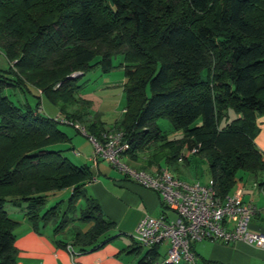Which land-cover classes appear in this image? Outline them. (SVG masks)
<instances>
[{
  "label": "trees",
  "instance_id": "obj_1",
  "mask_svg": "<svg viewBox=\"0 0 264 264\" xmlns=\"http://www.w3.org/2000/svg\"><path fill=\"white\" fill-rule=\"evenodd\" d=\"M0 49L8 62L0 70V264H14L16 255L17 222L6 200L24 204L35 232L52 223L53 242L79 252L103 246L113 226L86 192L91 166L53 147L70 140L58 121L39 112L38 101L14 104L4 88H35L64 120L84 124L88 137L121 130L123 156L143 163L142 170L159 169L162 161L177 170L194 155L205 158L220 196L242 174H264V152L254 143L256 115L264 114V0H0ZM117 55L122 61L114 65ZM96 66L103 72L120 66L125 76L124 111L110 129L86 120V101L75 96L81 86L75 80ZM144 152L150 154L143 158ZM65 188L71 192L63 212V200L45 208L48 196ZM68 225L65 241L59 234ZM132 247L142 248L134 239ZM157 247L137 264H154Z\"/></svg>",
  "mask_w": 264,
  "mask_h": 264
},
{
  "label": "crops",
  "instance_id": "obj_2",
  "mask_svg": "<svg viewBox=\"0 0 264 264\" xmlns=\"http://www.w3.org/2000/svg\"><path fill=\"white\" fill-rule=\"evenodd\" d=\"M256 125L257 132L254 136V143L259 150L264 152V114L256 115ZM174 134L179 136L180 132H174ZM80 149L84 151L85 148ZM75 153L79 154L80 152L75 150ZM85 156H89L90 164H83L91 166L94 174L93 179L85 184V188L91 189V195L98 201L103 215L113 222L112 228L101 238L102 240L109 238V240L93 251L79 252L77 248L73 247L74 254H71L67 250L68 245L60 247L53 243L52 233L47 230L49 227L46 226L42 233H37L31 228L23 217V203L9 201L16 207L15 210L18 209L21 212V214H17V218L13 219L6 211L8 216L17 222L13 230V245L16 249L14 264H137L145 253L137 258L140 251H132V235L138 221L143 216H158L165 211L166 207L161 203L159 195L131 180L121 170V176L112 174L102 165V159L95 160L93 153H85ZM134 163L131 166L137 169L143 165L140 162L134 161ZM191 163L190 160L189 164ZM108 164L110 167H114L112 164ZM161 168L169 169V167ZM157 170L158 168L153 166L146 171L152 173ZM99 175H103L107 181L97 178ZM263 175L255 179L251 175L242 174V178L235 185V187H242L243 200L250 202L255 207V214L250 221V229L256 232H264V203L257 205L253 197L246 198L245 186L251 184V188L255 190H264V186L259 185L264 181ZM65 189L71 192V188ZM90 225L91 223L79 224L83 231L87 230ZM71 229L72 226L68 225L63 233L70 232ZM203 242L199 241L198 245H195L196 243L192 245L197 264H264V248H258L241 241L228 244ZM164 246L166 247V244ZM157 250L159 251L157 261H162L166 249L163 256H161L160 245ZM178 264L188 263L181 261Z\"/></svg>",
  "mask_w": 264,
  "mask_h": 264
},
{
  "label": "built area",
  "instance_id": "obj_3",
  "mask_svg": "<svg viewBox=\"0 0 264 264\" xmlns=\"http://www.w3.org/2000/svg\"><path fill=\"white\" fill-rule=\"evenodd\" d=\"M84 131V128H82ZM95 160L102 159L146 189L156 192L161 203L174 216L163 211L158 216L145 215L137 223L132 238L141 247L166 244L162 261L154 264H197L192 245L199 241L234 243L241 241L264 248V232L250 229L255 207L243 200L242 187L220 196L212 179L206 183L186 182L167 169L155 172L137 169L123 163L121 157L128 149L121 130H108L101 139L89 137ZM196 148L191 153H195ZM67 250L74 254L68 245Z\"/></svg>",
  "mask_w": 264,
  "mask_h": 264
},
{
  "label": "rangeland",
  "instance_id": "obj_4",
  "mask_svg": "<svg viewBox=\"0 0 264 264\" xmlns=\"http://www.w3.org/2000/svg\"><path fill=\"white\" fill-rule=\"evenodd\" d=\"M113 64L117 65L119 62L122 61V57L120 55H117L113 57ZM8 67V62L2 55L1 49H0V70H4ZM79 75V74H74ZM125 76L122 67L116 66L109 70L108 72H103L102 69L99 66L92 67L89 70L85 71V73L78 77L75 80V83L77 85H81L80 88L76 91V97L83 99L86 101L85 111L88 112V116L86 120H93L96 119L106 128H112L114 123L121 119L123 111H124V94L122 85L124 83ZM3 93L8 96V98L14 103L18 104L19 102H24L26 99L27 103L34 106V103L38 101V111L41 112L44 115L50 116L58 121L57 127L61 129L63 132H65L70 140L69 142L54 145L53 147L58 149H64L62 152L65 157H68L73 163L75 164H83L88 163V157L85 156V153L91 154L93 153V145L90 140V138L87 136L85 131L82 130L84 128V124L81 122H74V124L67 122L64 120V115L60 112L58 106L52 104L47 98H45L43 95H38V91L33 87H28V90L21 92L18 88L13 87H7L3 89ZM38 95V97H37ZM78 108L81 110L80 103L77 104ZM84 110V109H82ZM235 117V113L229 109L228 110V120ZM160 126L165 131H170L171 126L170 123L165 120L161 119L159 120ZM178 135H175L174 132L172 135L170 134V137H177ZM80 148H85L84 151ZM75 150L79 151V154L75 153ZM150 154V152H144L142 153V157L147 156ZM193 158L191 160V164L189 165H183L182 163L178 166L177 170H174V168L170 169L174 176L186 181V182H193V181H199L201 183H205L209 177L208 170H207V161L205 158H202L198 155L192 156ZM121 161L123 163L134 165V161L127 158V156H122ZM163 167H166L165 163L161 162ZM102 165L108 169L112 174L122 175L120 170L117 167H110L108 162L102 161ZM112 176V175H110ZM97 178H100L102 180H106V178L103 175H99ZM264 178V175H263ZM107 181V180H106ZM251 184H246V198L253 197L254 202L257 205H261L264 203V190H255L251 188ZM87 194L91 195V189L86 187ZM70 195V190L68 189H62L58 190L54 193H52L50 196H48L45 208L50 207L54 205L57 201L63 200L60 204L59 208V215L63 212L66 206L67 198ZM93 196V195H92ZM83 204V201L80 202ZM4 209L9 212V216L13 219L17 218V214L21 212L16 209L15 206L10 204L9 201H5ZM12 209L13 211L10 212L9 210ZM19 211V212H18ZM166 213L168 216L173 217V212L165 208ZM52 223H48L47 227H49L47 230L52 231ZM46 228V227H45ZM113 232V231H112ZM71 232H65L59 234V238H63L65 241H69L71 238ZM208 243V241H204L203 243ZM211 242V241H210ZM54 243V242H53ZM198 242H196L195 245ZM221 243V242H220ZM166 247L163 245H160V252L161 256L164 255ZM146 251V247L140 248V253L137 255V258L141 256ZM137 254V253H135ZM164 258V257H163ZM162 260V259H161Z\"/></svg>",
  "mask_w": 264,
  "mask_h": 264
},
{
  "label": "water",
  "instance_id": "obj_5",
  "mask_svg": "<svg viewBox=\"0 0 264 264\" xmlns=\"http://www.w3.org/2000/svg\"><path fill=\"white\" fill-rule=\"evenodd\" d=\"M75 75L73 74V75H71L70 77H74Z\"/></svg>",
  "mask_w": 264,
  "mask_h": 264
}]
</instances>
